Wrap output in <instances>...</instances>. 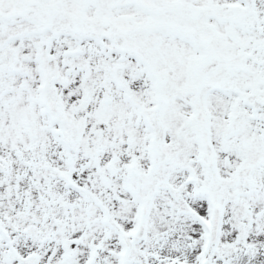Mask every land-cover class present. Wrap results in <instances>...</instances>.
I'll list each match as a JSON object with an SVG mask.
<instances>
[{
	"label": "snow or ice",
	"instance_id": "snow-or-ice-1",
	"mask_svg": "<svg viewBox=\"0 0 264 264\" xmlns=\"http://www.w3.org/2000/svg\"><path fill=\"white\" fill-rule=\"evenodd\" d=\"M0 264H264V0H0Z\"/></svg>",
	"mask_w": 264,
	"mask_h": 264
}]
</instances>
